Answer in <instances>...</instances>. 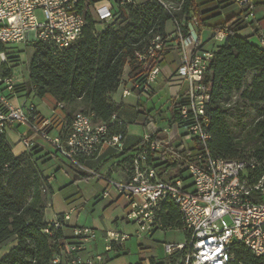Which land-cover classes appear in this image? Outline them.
Returning a JSON list of instances; mask_svg holds the SVG:
<instances>
[{"label":"built area","instance_id":"2783aa9c","mask_svg":"<svg viewBox=\"0 0 264 264\" xmlns=\"http://www.w3.org/2000/svg\"><path fill=\"white\" fill-rule=\"evenodd\" d=\"M234 1L245 8L247 21L254 17L253 0ZM131 2L134 0H121L120 4ZM77 5L78 0H0V45L12 48L10 46L31 40L34 49L36 43L42 42L50 45L53 54H58L82 37L86 20ZM116 5V1L108 0L97 7L99 20L114 21ZM39 10L44 15L43 22L37 18ZM184 26L185 19L181 24L176 23L173 36L183 43V49L180 66L168 79L170 86L176 88L170 121L165 128L158 127L154 120L146 124L130 177L124 181L106 179L103 196L107 197L109 191L114 190L127 199L126 219L138 226L137 236L141 232L162 229L159 212L166 200L178 205L183 231L189 233V238L182 244L165 243L169 257L186 251L179 262L167 264H231L234 242L264 257V170L259 171L261 164L253 157L230 159L210 149L212 136L208 132L207 115L210 91L204 83V75L214 53L200 49L196 42L188 48L182 31ZM188 26L191 27L190 23ZM226 36L225 31H219L213 37L223 43ZM170 38L157 36L144 52L136 54L142 71L124 87V97L134 96L140 102L151 93L160 73V53ZM259 42L264 47V38ZM7 63L6 51L0 49V69ZM35 94V89L29 88L25 80H19L13 73H0V132L6 135L17 132L26 151H33L39 146V140H43L72 166L100 177L82 160L97 158L104 146L120 152L125 150L123 134H111L108 123L96 121L94 114L85 111L75 113L68 133L62 135L56 130L53 119L44 117L29 101ZM161 133L164 137H159ZM169 156L183 161L181 167L188 172V177L183 174L165 177L160 162ZM70 219L71 212L65 213L61 219L49 222L44 232L51 234L53 230L64 229ZM130 237L117 230H107L105 252ZM96 238L95 229L74 227L70 242L52 264H103L106 259L103 253L87 258L81 255Z\"/></svg>","mask_w":264,"mask_h":264},{"label":"trees","instance_id":"16d2710c","mask_svg":"<svg viewBox=\"0 0 264 264\" xmlns=\"http://www.w3.org/2000/svg\"><path fill=\"white\" fill-rule=\"evenodd\" d=\"M115 1L116 18L99 33L89 9L92 0H78L77 10L86 20L82 37L56 55L49 44L36 43L29 62L28 87H33L40 98L51 96L72 108L70 112L82 106L80 111L108 123L111 134L126 136L128 124L119 118L120 106L111 94L120 86L127 65L133 77L142 71L136 54L144 52L157 36L167 37V24L172 20L179 24L186 20L184 36L189 34L188 23L193 21L200 32L204 28H211L214 33L225 31L226 39L214 52L204 75L210 91L209 146L213 153L225 158L253 157L261 164L259 171H263L264 107L259 105H264V47L240 34L251 25L245 18V8L234 0H134L124 5L121 0ZM0 49L6 51L8 58L0 73L10 75L15 57L10 56L11 48L0 45ZM162 55L163 52L161 58ZM236 96L258 107L253 147L247 154L240 152L241 141L229 126L228 113L238 103L234 102ZM166 161L174 166L183 165L181 159L173 156ZM47 186L48 179L33 162L32 153L15 155L7 135L0 132V246L14 236L18 240L0 264H52L70 242L63 229L51 234L44 232L49 224L44 219L43 191ZM159 220L162 229H183L180 209L172 200L163 204ZM185 233L188 239L189 233ZM232 251L231 264H264L263 256L254 255L241 243L234 242ZM185 252H176L171 262Z\"/></svg>","mask_w":264,"mask_h":264},{"label":"crops","instance_id":"0c3cea01","mask_svg":"<svg viewBox=\"0 0 264 264\" xmlns=\"http://www.w3.org/2000/svg\"><path fill=\"white\" fill-rule=\"evenodd\" d=\"M106 1L108 0H92V3L89 4V9L93 8L94 10L93 16L97 21L96 29L97 32L99 33L105 30L107 23H104L99 20L98 14L96 12V8L103 6L106 3ZM111 1H115V0H111ZM253 2L255 3L254 17L248 21L251 23V25L243 29L240 32V34L248 38V40L251 43L259 46L260 45L259 39L264 38V0H253ZM190 26H191L190 32L186 36L187 38L186 44L188 48L192 47L196 42L197 46L202 50L211 51L213 53L219 50V47L223 43L215 40V38L213 37L214 31L211 28H204L200 32L197 28V24L195 21L191 22ZM175 33H176V22L173 20L169 21L167 24V35L171 36V38L163 51V55L160 62V73L158 76L157 83L155 84L151 93L148 96H144L143 100H141L140 102H138L134 96H130V97L123 96L124 87L129 86L133 78V76L130 75V67L128 65L124 70V74L122 76L120 86L114 93L111 94L112 99L117 103V105L120 106V110L118 112L119 118L126 121L128 124L127 132L125 136V146H126L125 150L120 152L111 146H104L97 158L82 160L86 167L96 170L98 174H100V177L90 176L85 172H83L82 170L73 166L77 176H81L84 178H96L97 180L104 181L105 183H106V179L108 178H113L115 180H120V181L127 180L130 177L131 172L133 171V166H134L133 161L137 147L140 145L143 138V136L139 138L137 136H134L133 134H130L129 132L130 123L141 124L144 127H146V124L148 122L154 120L156 121L158 127L161 128L167 127L171 118L170 107L173 102L172 96L176 90V88L170 86V84L168 83V79L171 76V74H173L179 68L181 56H182V49H183L182 47L183 43L180 40H176L173 37L175 36ZM165 87L166 88L169 87V92H167L168 95L165 105H162L159 109H156L155 105L149 108L148 106L149 103L153 101L156 96L160 95L161 90ZM184 91H185V86H183L182 88V93ZM33 97L36 99H41V103H43V105L46 108L45 110H43L40 104L32 101L38 108L39 112L44 117L52 118L56 130L60 132L62 135H66L69 131L70 122L72 121L75 113L78 112L76 111L77 109L73 112H70L72 108L67 107L65 104L59 103L56 99H54L51 96L40 98L35 94L33 95ZM163 106L166 107L163 108ZM16 133L17 132H12L7 135L8 141L12 146L14 154L19 156L22 155L23 153H28V154L32 153L33 162L36 163V165L42 171L43 175L48 179V186L43 191V193L44 192L46 193V196H43V199L45 201V211H44L45 221L51 222L52 220L55 219H61L65 213L71 212V219L66 223V226L63 229V233L65 237L70 238L71 240L73 236V228L79 227L78 226L79 222L75 221L74 215L81 214V212L85 207V199L83 195L81 194V192L65 195L64 209L56 211L54 209V205L52 201L51 202L48 201L49 199L48 196L50 193L53 197L56 195V192L54 191V188L51 185V182L53 178L56 177V175L55 174L49 175L47 173V169L49 167L48 162L50 160H53V158L56 156L55 154L58 153L57 152L52 153L51 151H48L46 147L43 145L44 142L43 140H39V146L35 148L33 151L28 152L19 142V138ZM159 137H164V134L162 133L159 134ZM178 142H179V138L175 140L176 144ZM13 146L16 147L20 146L22 149L19 153H16L14 151ZM160 167L165 172L166 178H173L183 173L182 167L174 166L169 162H167L166 160L160 162ZM105 189L106 187L103 189L102 193L99 194L96 198L97 201L110 199V202L106 207V209H108L105 215L106 219H108V221L112 219L111 212L114 210L113 208L117 206L118 204L117 202L119 198H124L125 200L124 203L125 215L124 217H122V219H126V209L128 204L127 199L122 195H120L118 192L113 190L109 191L107 197H104L103 192L105 191ZM119 220L120 218L116 217L113 220V222L115 224H118ZM94 228L96 229L100 228L103 235H105V232L107 230H117L115 229V227L112 226L108 227L107 225L101 227H94ZM172 230L175 229L172 228L155 229L150 233L141 232L140 236H137V232L139 231V228L136 225L133 234H130L131 236L130 239L133 237H137L138 241L140 242L141 251H143V255H142L143 257H141L136 264H145L147 262L151 264H167L171 262V257H169L166 252L164 256L158 255L157 253H152L153 251L151 253H147L146 251H150L152 249L151 247H147L143 243V241L144 240L150 241L149 238H152L158 231L168 232ZM125 242L115 243L113 245L110 251L113 250L116 252V256L114 259L121 257L122 252L125 249ZM17 243L18 240L16 236L12 237L11 239L3 243L0 246V259L6 253H8L14 246H16ZM178 244H182V243H178ZM105 246H106V242H105ZM110 251L104 253L106 259L103 264H106V262H108L109 260H114V259H109L108 253ZM81 255L83 258H87L90 256H95L97 254L88 251V247H87V250L83 251ZM181 257L182 256L178 257V259ZM107 259L109 260L107 261Z\"/></svg>","mask_w":264,"mask_h":264},{"label":"rangeland","instance_id":"374dc122","mask_svg":"<svg viewBox=\"0 0 264 264\" xmlns=\"http://www.w3.org/2000/svg\"><path fill=\"white\" fill-rule=\"evenodd\" d=\"M142 1L145 0H138V2ZM90 11L94 14L93 8H90ZM36 15L40 22L44 21V15L41 10L37 11ZM10 47H12L9 49L11 52L10 56L15 57L11 62V65L13 66L12 73L19 80L23 79L27 82L29 80V62L35 52L34 43L33 41L28 40L26 43ZM167 92H169V87L163 88L160 95L156 96L154 100L149 103V108L155 105L156 109H159L162 105H165L168 95ZM23 100L24 98H20V101ZM29 101H34L35 103L40 104L43 110L46 109L43 103H41V99H36L33 95L29 98ZM234 102L238 103L233 105L228 113L229 126L234 136L241 141L240 152L247 154L253 147V126L258 116V107L249 103H244V101L239 99V96L234 98ZM165 107L166 106H163V108ZM259 107H264V105H259ZM80 110H83L82 106L78 107L76 111ZM21 130H24V127H22ZM129 132L130 134L140 138L145 132V127L141 124L130 123ZM43 145L48 151H51L52 153L56 152L48 142L44 141ZM13 148L16 153H19L22 149L20 146H13ZM55 155L56 156L53 160L48 162L49 167L47 169V173L49 175H56L51 182L56 195L53 197L50 193L48 201H52L56 211L61 210L65 207V195L81 192L85 199V207L81 214L74 215L75 221L79 222V227L93 228L97 233L96 240L88 245V251H91L94 254H104L106 251L104 235L100 228L96 229L94 227L107 225L108 227H115L118 231L128 235L133 234L136 225L132 222H128L126 219H122L125 215L124 198H119L117 206L114 207V210L111 212L112 219L108 221L105 215L108 211L106 207L109 204L110 199L97 201L96 198L107 186V182L105 183L104 181L97 180L96 178H84L77 176L74 167L67 159L60 154ZM182 174L185 177H188L187 171H183ZM43 196H46L45 192L43 193ZM116 217L120 218L118 224L113 222ZM149 240L150 241H143L147 247H151L152 249L146 252L151 253L153 251L152 253L164 256L166 252L165 242L174 244L184 243L186 241V233L179 228L168 232L158 231L152 238H149ZM108 255L109 259H114L116 252L112 250L108 253ZM142 255L143 251H141L140 242L137 237H133L125 242V249L122 252L121 257L114 260L107 259V261H109L106 262V264H136L140 258L143 257ZM176 261H178V259Z\"/></svg>","mask_w":264,"mask_h":264}]
</instances>
